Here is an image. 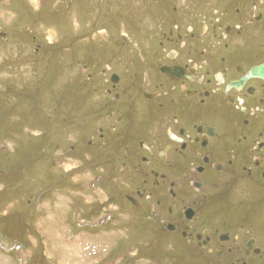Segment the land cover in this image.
Instances as JSON below:
<instances>
[{
  "label": "rangeland",
  "instance_id": "rangeland-1",
  "mask_svg": "<svg viewBox=\"0 0 264 264\" xmlns=\"http://www.w3.org/2000/svg\"><path fill=\"white\" fill-rule=\"evenodd\" d=\"M198 10L181 17L192 20L182 21L191 26L187 40L200 44L205 37L192 34L199 32L192 22L204 20H193ZM155 21L143 0H0V264H190L181 251L186 243L174 236L153 249L136 242L139 229L116 217L123 179L113 163L94 148L72 151L104 123L95 114L100 99H114L103 94L105 81L153 88L157 57L175 45L173 34L168 40L153 32ZM90 73L97 93L88 99ZM110 170L107 182L102 174ZM258 183L230 180L228 205L253 212L238 244L254 235L264 247ZM248 258L264 264V255Z\"/></svg>",
  "mask_w": 264,
  "mask_h": 264
},
{
  "label": "flooded vegetation",
  "instance_id": "flooded-vegetation-1",
  "mask_svg": "<svg viewBox=\"0 0 264 264\" xmlns=\"http://www.w3.org/2000/svg\"><path fill=\"white\" fill-rule=\"evenodd\" d=\"M143 4L156 17L153 32L168 40L173 34L175 45L157 57L153 88L139 90L135 80L120 89L118 78L105 81L103 94L114 93V99H100L95 114L104 123L91 127L90 139L72 151L94 148L95 156L113 163L123 179L116 217L128 229H139L136 242L145 249L165 247L162 240L174 236L186 243L181 251L190 264H215L219 258L252 264L248 257L263 256L264 247L254 235L238 242L253 212L235 206L238 198L228 204L230 180L264 183V0ZM193 8H199L193 20L204 19L192 22L199 30L192 34L205 37L200 44L187 40L191 26L182 21L192 20L181 17L195 13ZM94 78L88 74V99L97 93ZM79 138L75 143H82ZM111 171L102 172L107 182Z\"/></svg>",
  "mask_w": 264,
  "mask_h": 264
},
{
  "label": "bare ground",
  "instance_id": "bare-ground-1",
  "mask_svg": "<svg viewBox=\"0 0 264 264\" xmlns=\"http://www.w3.org/2000/svg\"><path fill=\"white\" fill-rule=\"evenodd\" d=\"M251 117V116H250ZM164 167V166H163ZM181 177V176H180ZM61 228V227H60ZM62 246V245H61ZM73 247V246H72ZM72 249V248H71ZM66 258V257H65Z\"/></svg>",
  "mask_w": 264,
  "mask_h": 264
}]
</instances>
